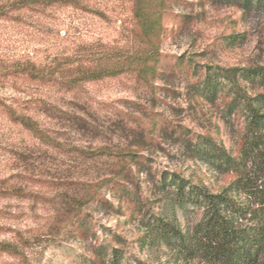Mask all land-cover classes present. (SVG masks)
<instances>
[{"label": "rangeland", "instance_id": "1", "mask_svg": "<svg viewBox=\"0 0 264 264\" xmlns=\"http://www.w3.org/2000/svg\"><path fill=\"white\" fill-rule=\"evenodd\" d=\"M81 1L80 7L57 4L0 17V71L18 60L33 61L56 70L62 80L71 70L78 74L85 64L93 65L102 52L130 44L132 0ZM167 6L154 88L123 74L83 82L71 92L58 79H17L0 72V98L25 104L18 112L31 115L55 140L39 138L0 107V242L18 248L15 254L0 250V264H109L108 258L94 260V254L104 243L110 252L120 248L115 233L122 236V264H180L166 245L147 238L143 243L142 237L157 217L175 215L180 227L191 231L202 213L167 206L158 178L161 171H176L214 193L233 180L234 175H221L194 158L187 142L210 136L234 151L244 115H228L224 96L210 104L193 86L204 79L208 64L264 65V9L244 10L225 0H171ZM260 92L264 87L251 90ZM39 98L62 112L54 117L35 105L28 108L27 101ZM104 146L149 160L117 177L129 194L103 187L109 205L86 203L91 233L82 236L72 228L50 236L63 208L58 203L83 195L82 182H101L114 169L112 158L85 154Z\"/></svg>", "mask_w": 264, "mask_h": 264}, {"label": "trees", "instance_id": "2", "mask_svg": "<svg viewBox=\"0 0 264 264\" xmlns=\"http://www.w3.org/2000/svg\"><path fill=\"white\" fill-rule=\"evenodd\" d=\"M171 0H132V20L134 25L127 29L131 34L129 45L102 52L93 65H84L78 74L69 72L66 78L58 79L56 70L40 68L33 61L18 60L12 69L2 72L4 77L17 79H39L57 83L66 91H76L80 84L87 81L118 77L132 74L136 79L154 88L158 76V65L162 64L161 42L163 39V18ZM227 3L244 10L264 9V0H225ZM71 5L80 7L81 0H6L0 6V17L9 16L11 12L36 7L54 5ZM204 79L193 86V90L210 104L221 99L224 111L228 115H244V129L239 135L237 148L233 151L210 136L190 137L188 147L190 154L205 161L221 175H234L233 180L222 191L211 192L204 184L185 178L176 171H161L159 189L162 200L167 206L190 207L202 213L200 220L192 230H183L174 215L157 217L150 224L142 237L145 243L149 239L154 245H166L176 262L192 264H264V92L251 94L255 87H264V65L252 67L205 66ZM58 71V70H57ZM198 73V70L195 71ZM63 85V86H62ZM230 97L228 100L227 97ZM227 99V100H226ZM28 108H41L54 117L62 112L58 106L46 99L27 101ZM0 107L4 108L14 121L23 125L43 140L55 141L49 131L41 128L39 123L27 113H19L27 108L20 101L7 104L0 98ZM150 140V139H149ZM151 141V140H150ZM84 153V150H82ZM88 157L108 156L114 160V169L101 182H82L84 189L81 196H70L58 205H63L50 227V236H57L63 231L74 228L84 235L92 232L86 203L98 202L109 205L101 188L113 186L124 194H129L123 183L117 180L125 175L131 166L148 162L149 157L134 151H125L108 146L95 150H85ZM132 196V195H131ZM134 196V195H133ZM132 196V197H133ZM112 207V206H111ZM174 214V213H173ZM122 236L115 233L113 241L122 248ZM120 240V241H118ZM109 243L98 246L97 257L108 258L109 264H122L124 253ZM0 250L15 254L18 248L13 243L0 242ZM136 264H149L138 260Z\"/></svg>", "mask_w": 264, "mask_h": 264}]
</instances>
